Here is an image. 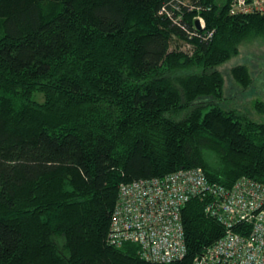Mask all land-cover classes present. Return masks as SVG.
Segmentation results:
<instances>
[{"label": "trees", "instance_id": "trees-1", "mask_svg": "<svg viewBox=\"0 0 264 264\" xmlns=\"http://www.w3.org/2000/svg\"><path fill=\"white\" fill-rule=\"evenodd\" d=\"M235 2L0 0V264H194L225 234L197 196L184 258L109 242L123 184L192 168L264 184V122L221 104L220 67L264 39V10Z\"/></svg>", "mask_w": 264, "mask_h": 264}, {"label": "built area", "instance_id": "built-area-1", "mask_svg": "<svg viewBox=\"0 0 264 264\" xmlns=\"http://www.w3.org/2000/svg\"><path fill=\"white\" fill-rule=\"evenodd\" d=\"M263 10L264 0H236L232 13ZM197 20L203 29L204 20ZM197 196L213 199L205 212L220 221L226 231L197 256L194 264H264V184L242 179L227 188L212 182L202 168L180 169L164 177L123 184L109 242L117 247L137 243L143 257L156 263L184 258L188 248L182 208Z\"/></svg>", "mask_w": 264, "mask_h": 264}, {"label": "rangeland", "instance_id": "rangeland-1", "mask_svg": "<svg viewBox=\"0 0 264 264\" xmlns=\"http://www.w3.org/2000/svg\"><path fill=\"white\" fill-rule=\"evenodd\" d=\"M247 64L250 68L253 83L244 88L232 76L233 67ZM225 77L224 102L226 108H235L259 122H264V113L256 106L258 101L264 102V39L252 38L241 46V54L232 58L220 67Z\"/></svg>", "mask_w": 264, "mask_h": 264}, {"label": "water", "instance_id": "water-1", "mask_svg": "<svg viewBox=\"0 0 264 264\" xmlns=\"http://www.w3.org/2000/svg\"><path fill=\"white\" fill-rule=\"evenodd\" d=\"M196 22H197V26L200 28V23H199V21L197 20Z\"/></svg>", "mask_w": 264, "mask_h": 264}]
</instances>
